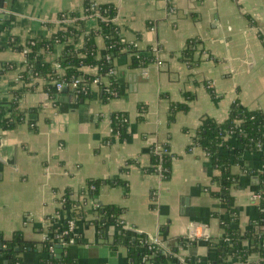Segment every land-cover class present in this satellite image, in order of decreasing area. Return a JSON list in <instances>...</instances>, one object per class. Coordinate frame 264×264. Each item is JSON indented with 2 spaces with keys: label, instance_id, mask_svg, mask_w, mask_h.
Returning <instances> with one entry per match:
<instances>
[{
  "label": "crops",
  "instance_id": "obj_1",
  "mask_svg": "<svg viewBox=\"0 0 264 264\" xmlns=\"http://www.w3.org/2000/svg\"><path fill=\"white\" fill-rule=\"evenodd\" d=\"M90 1L113 6L121 36L156 58L131 67L130 53L119 54L114 65L122 93L107 100L78 98L71 86L48 96L42 77H21L29 62L17 47L74 26L85 0H0V102L18 95L23 115L0 134L1 236L29 246L18 249L22 264H42V235L60 230L73 211L80 215L71 231L76 241L65 251L77 264H137L126 231L131 240L133 233L164 239L179 258L167 264H255V252L243 260L222 253L221 220L231 208L240 248H248L246 230L258 216L251 196L260 181L253 176L264 174V148H242L225 191L220 169L194 138L203 119L225 121L234 102L264 111V0ZM84 25L97 28L94 18ZM188 41L194 62L182 56ZM65 44L37 46L39 59L59 74ZM95 44L101 56V35ZM178 103L186 109L170 121ZM112 113L126 117L121 136L113 134ZM154 144L172 155L167 177L148 171ZM90 180L100 181L95 193ZM65 195L73 204L64 207ZM105 204L118 215L100 229L97 208ZM7 263L1 254L0 264Z\"/></svg>",
  "mask_w": 264,
  "mask_h": 264
},
{
  "label": "trees",
  "instance_id": "obj_2",
  "mask_svg": "<svg viewBox=\"0 0 264 264\" xmlns=\"http://www.w3.org/2000/svg\"><path fill=\"white\" fill-rule=\"evenodd\" d=\"M115 12V8L109 4H95L90 0H85L83 16L74 20V26L52 34L49 39L31 40L24 48L17 47L20 51L28 49L25 55L28 59L29 67L22 72L21 77H42L45 81L43 91L48 96L53 97L57 93L54 88L55 81L60 80L64 83V86L69 87L70 82L77 79L78 76H81L79 83L85 87L84 90L81 88H79V91L74 90V94L78 98L86 99L92 97L93 94H97L103 100H107L120 95L122 93V84L115 69L114 59L119 54L128 52L131 56V67H145L156 58L153 55L144 56L133 43L126 41L121 36L115 23ZM88 18L95 19L97 28H86L84 22ZM97 35H101L104 39L105 49L101 56H97L95 44ZM260 37L264 42V34H260ZM54 42H66L60 57L56 60V63L64 70L62 74L56 71L52 63L41 61L37 53V46L49 50ZM192 42L188 41L189 44L187 43V46L182 51L183 58H187L188 61H193V49L190 48ZM84 67L92 68L95 71L86 72L83 70ZM2 68H0V71ZM110 70L112 72L108 74ZM95 78H98V81L93 83ZM18 98V95H14L11 100L0 102V134L23 120V115L17 112ZM177 109L184 110L186 105L178 103L175 107H172L169 115L170 121L174 119V113ZM116 116L125 117L121 113L111 114L112 119ZM124 123L114 121L113 133L121 136ZM231 140H234L233 146ZM194 143L201 146L220 169L218 179L226 191L235 178V175L230 171V167L237 161V156L242 148L253 150H263L264 148V111L259 109L249 110L234 102L229 108L225 121L218 123L211 118L203 119L201 126L195 133ZM258 143L261 145L260 148L257 146ZM159 146L168 149L167 146L162 144H154L152 146L151 163L148 171L167 177L170 173L172 155L170 152L158 153ZM259 181L256 189V192L261 196L256 206L258 216L247 228L245 234L248 239V248H240L237 220L231 208H228L227 217L221 220L225 235L222 237L220 247L223 254H232L242 260L248 253L255 252L257 254L255 264H264V174L259 176ZM88 184L95 186L94 190H92V193H95L100 181L90 180ZM222 197L226 201L227 196L222 195ZM70 203L73 204L68 196L65 195L64 207ZM97 210L100 218L99 220L95 219V221L101 225L99 226L100 229L104 223L115 221L118 215V210L112 205H99ZM79 217V212L72 211L68 217L62 219L60 230L53 231V227L50 228L49 232H47V238L40 242L42 264H77L76 260L66 253L67 246H63V251L57 255L50 251V248L54 249L56 238L60 235L65 241H68L72 236L75 239L71 232L63 234V231L68 228L67 221L69 219H77ZM128 233L126 231L124 243L129 248L130 257L137 264H167L168 260L173 258L179 261L173 247L168 248L167 252L156 251L149 248L148 237L145 234L133 233V239L131 240V236L129 237ZM19 239L18 236L4 239L0 234V255H5L8 261L7 264H22L20 253L16 248L27 249L29 246L23 242L21 243ZM117 240L123 241L121 237H118ZM144 257L146 262H143ZM182 262L186 263L185 261Z\"/></svg>",
  "mask_w": 264,
  "mask_h": 264
},
{
  "label": "built area",
  "instance_id": "obj_3",
  "mask_svg": "<svg viewBox=\"0 0 264 264\" xmlns=\"http://www.w3.org/2000/svg\"><path fill=\"white\" fill-rule=\"evenodd\" d=\"M0 11H1V8H0ZM28 51V49H23V53L26 54V52ZM157 63L159 64L160 61L157 60ZM57 66L59 67V65L57 64ZM112 71L110 70L108 72L111 73ZM81 79V76H78L77 79L73 80L72 82H70V86L74 89V90H80L79 88H81L82 90L85 89L84 86H82L80 83H79V80ZM98 81V78H95L93 80V83H96ZM64 86V83L60 80H57L54 82V88L56 90H61L62 87ZM112 120V123L114 124V121H117V122H125L126 121V118L125 117H119V116H116L115 118L111 119ZM112 124V125H113ZM115 135H117V133H113ZM257 146H259V148L261 147V145L258 143ZM169 150L165 147H158V153H168ZM95 186L94 185H89V190L92 191L94 190ZM251 198L253 199V201L255 203L258 204L259 200L261 199V196L258 192L252 194ZM63 201V200H62ZM68 223V228L66 230L63 231V234H68L69 232L72 231L74 225H75V220L74 219H69L67 221ZM47 238V235L46 234H43L42 235V240H45ZM76 241L75 239H73V236L70 237L68 239V241H65V239H63L61 237V235L56 238V242L55 243H59L61 244L62 246H67L68 244L72 243ZM147 242L149 244V248L150 249H154L156 251H163V252H167L168 248H167V245H166V241L164 239H162L159 235H155V236H151V237H148L147 238ZM54 249L53 248H50V251H53ZM143 262H146V259L145 257L143 258ZM18 264V263H17Z\"/></svg>",
  "mask_w": 264,
  "mask_h": 264
},
{
  "label": "water",
  "instance_id": "obj_4",
  "mask_svg": "<svg viewBox=\"0 0 264 264\" xmlns=\"http://www.w3.org/2000/svg\"><path fill=\"white\" fill-rule=\"evenodd\" d=\"M79 101H82V100L79 99ZM253 178L257 181L259 179V176L254 175ZM62 247L63 246L61 244L55 243L53 253L56 254V255L61 253L63 251ZM16 250H18V248H16ZM28 250H30V248H28Z\"/></svg>",
  "mask_w": 264,
  "mask_h": 264
}]
</instances>
